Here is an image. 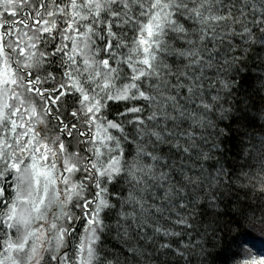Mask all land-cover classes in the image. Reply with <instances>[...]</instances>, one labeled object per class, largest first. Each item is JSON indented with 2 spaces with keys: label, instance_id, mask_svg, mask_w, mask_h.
Wrapping results in <instances>:
<instances>
[{
  "label": "clouds",
  "instance_id": "clouds-1",
  "mask_svg": "<svg viewBox=\"0 0 264 264\" xmlns=\"http://www.w3.org/2000/svg\"><path fill=\"white\" fill-rule=\"evenodd\" d=\"M0 73V264L264 255V0H0Z\"/></svg>",
  "mask_w": 264,
  "mask_h": 264
},
{
  "label": "snow or ice",
  "instance_id": "snow-or-ice-1",
  "mask_svg": "<svg viewBox=\"0 0 264 264\" xmlns=\"http://www.w3.org/2000/svg\"><path fill=\"white\" fill-rule=\"evenodd\" d=\"M105 62L107 63L108 61H105ZM0 74H3V73H0ZM57 95H59V93H57ZM84 98L87 99L88 97L85 96ZM17 167H19V165H17ZM243 264H264V255L260 257L259 261H256L255 259H251V260L246 259L243 261Z\"/></svg>",
  "mask_w": 264,
  "mask_h": 264
}]
</instances>
